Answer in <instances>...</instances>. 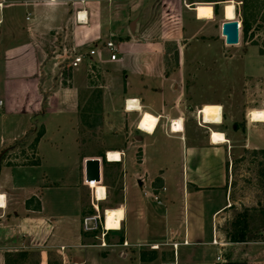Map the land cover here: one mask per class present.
Listing matches in <instances>:
<instances>
[{
	"label": "crops",
	"instance_id": "obj_1",
	"mask_svg": "<svg viewBox=\"0 0 264 264\" xmlns=\"http://www.w3.org/2000/svg\"><path fill=\"white\" fill-rule=\"evenodd\" d=\"M200 5L207 4H197L192 0H0V53L6 59V73L11 74L10 80L17 83L23 95L30 94L32 101L37 103L38 112L43 102L48 105L49 112L61 109L63 103L74 104L78 110V90L75 91L73 83L64 87L60 77L65 71L73 74L71 63L85 49L89 50L88 54L95 52L89 57L90 71L100 70L98 65L105 61H119L118 54L117 60L110 59L111 54L105 48L108 42H113L115 48L120 44L121 48L125 41L123 45L134 57L147 54L160 61L156 68L148 69V74L142 68L128 71L122 67L124 64L120 67L127 73L126 81L131 74L141 78L139 84H125L128 96L124 100H137L141 109L124 110L127 141L123 149H106L103 156L90 157L100 160V182H86L85 163H80V180L74 186L79 192L80 218L73 220L74 227L69 231V235L74 236V243L66 244L59 238L57 228L45 217L46 209L41 197L33 195L32 202L24 199L20 203L12 194L15 190L11 194L0 190V195L5 197L4 208L0 207V226H3L0 234L6 229L3 220L8 218L10 210L18 220L5 238L0 235V264H89L83 260L84 250L93 249L98 254L110 248L118 249V256L126 260L130 256L128 249L134 247H145V250L155 252L158 264H221L226 261L264 264V240L232 244L223 235L224 227L232 221L233 212L258 204V196L248 201L234 197L232 156L240 150H262L252 145L249 130L264 132V122H251L241 127L238 121L233 120L229 129L222 103L196 102L189 92L191 74L184 68L183 57L187 43L205 40L223 42L227 46L222 36L224 22H217L215 8L210 10ZM78 11L87 12L86 22L77 19ZM17 13H24L23 27L15 19ZM222 16L225 19L224 11ZM133 21L134 33L130 30ZM116 40L120 43L116 44ZM4 41L10 44H3ZM169 45L176 47L178 52V64L172 70L166 67ZM57 74L61 76L56 78ZM151 77L160 81L158 88L145 82L144 78ZM152 91L158 95L156 101L152 99ZM46 93L48 96L44 97ZM207 105L221 107L220 121H204L201 111ZM129 114H135L134 118L129 119ZM177 123L178 129L175 128ZM131 131L142 133L148 139L158 134L152 144L164 143L159 152L153 151L150 142L145 145L143 137L138 136L137 140L144 146L135 168L126 154ZM214 134L223 135L225 142H214ZM44 135L45 132L39 139L23 137H27L25 147L34 149L38 162L18 164L16 170L25 171L39 165V148ZM178 144L182 149V162L176 161L175 147ZM110 152L119 153L120 161H108ZM101 159L107 160L106 164ZM104 166L108 170H118L115 191L118 200L112 204L109 200L114 181H110V174L106 176ZM138 168L143 170L142 180ZM138 186L142 190L144 188L146 199L138 195ZM86 188L90 191L88 197L83 191ZM99 188L105 190L102 200L97 197ZM153 194L159 196L161 205L155 202ZM19 205L24 211H16ZM101 207L104 217L107 210L120 209L123 212L120 229L110 231L118 233L119 243H109L106 237L102 239L97 234L100 226L104 228L100 220ZM91 217L98 220V229L86 231L85 219ZM132 233L135 235L132 241H136L133 244L128 240ZM143 239L148 241L142 243ZM214 240L219 245H215ZM124 243L128 246L124 247ZM142 252L144 250L140 255ZM102 255L104 262L107 253L102 252ZM35 256L38 260L33 262ZM91 258L90 264H95Z\"/></svg>",
	"mask_w": 264,
	"mask_h": 264
},
{
	"label": "rangeland",
	"instance_id": "obj_2",
	"mask_svg": "<svg viewBox=\"0 0 264 264\" xmlns=\"http://www.w3.org/2000/svg\"><path fill=\"white\" fill-rule=\"evenodd\" d=\"M192 1L197 4H207L200 6L208 7L210 10L215 8L218 23L226 21L222 16L224 7L231 5L234 7V12L236 9L235 20L241 24L238 45L228 47L224 46L223 42L193 41L187 43L183 57L185 58L184 68L191 74L189 92L193 94L195 101L222 103L226 126L230 129L234 120L238 121L242 127L251 123L249 118L251 111H264V0ZM7 13L9 15L10 12L7 10ZM11 14L13 15V13ZM23 15L24 13H17L15 18L21 27L25 24ZM243 22L246 23L247 32H243ZM142 23L145 24V21L142 20ZM21 40L22 38L18 42ZM115 42L116 44L120 43L119 40ZM124 42H122L121 48H119L120 44L116 47L119 55L117 63L105 61L98 65L101 71L93 69L90 71L89 50L85 49L81 51L84 59L80 67L74 68L73 74L70 71H65L62 78L60 77L64 87H70L73 83L75 91L78 90V110L75 109L74 104L66 105L61 100L63 103L61 109L49 112L48 105L43 102L38 112L37 103L32 101L30 94L23 95L24 92L18 89L17 83L10 80L11 74L7 75L5 69L6 59L0 53V100L4 104L0 111V190L10 194L15 190L12 194L20 203L24 202V199H30L32 202L33 195L41 197L46 209L45 217L57 228L59 238L66 244L74 243V236H70L69 231L74 227L73 220L80 218L79 192L74 188L80 180V163H86L90 157L103 156L106 149H123L124 143L127 141L124 135L127 121V116L124 113V100L128 96L125 84L127 82L139 84L141 78L133 77L131 74L129 81H126L127 73L125 74L120 67L124 64L122 67L128 71L142 68L143 72L148 74L150 71L148 69L156 68L155 65L160 63L159 59L147 54L134 57L129 53L130 51L128 52L127 46L123 45ZM4 43L10 44L9 41H4ZM63 60L67 62V59ZM177 64V48L169 45L166 54V67H170L172 70ZM57 76L61 75L57 74L56 78ZM175 78L180 82L178 75ZM144 79L154 88H158L160 84L159 80L152 77ZM15 92L21 93V95H13ZM153 93L152 91V99L156 101L158 95ZM47 96L48 93L44 95V97ZM134 116L135 114H129L128 118L132 119ZM137 121L138 118L135 119L136 123ZM43 132L45 135L39 148V165L25 171L16 170L18 164L38 162L34 149L25 147L27 137H23L26 135L39 139ZM249 135L252 145L264 150V132L257 133L255 130H249ZM138 136L143 137L145 145L149 141L153 151H158L164 145L162 142L152 144L158 134L149 140L142 133L131 131L128 138L130 147L126 154L134 168L137 165V158L141 154V148L144 146L143 142L137 140ZM16 138L19 139L14 142ZM180 146L178 144L175 147L177 150L175 153L176 161L182 162L183 155ZM155 157H158L157 153H155ZM261 159L262 154L253 153V151L245 153L240 150L232 156L233 195L241 201H248L247 199L258 196L259 199L256 200L258 204L253 208L264 206V189L258 183L260 179L263 180L260 172ZM101 160L104 163L103 159ZM160 161L163 162V160ZM104 171L106 176L110 174V181H114L112 182L114 186L111 187V192L114 189L111 193L112 198L109 200V203L112 204L118 200V195L115 192L118 170H108L104 166ZM24 172L26 173L24 174ZM137 172L142 180L144 178L143 170L138 168ZM83 191L85 196L90 195L89 188ZM144 191V188L142 190L141 187H137L138 195L143 200L146 199L143 195ZM102 208L100 209L102 215L100 220L104 225L105 217ZM18 209L24 211L21 205L17 207L16 211ZM239 212H243V209ZM8 213L10 214L8 218L3 220L6 229L0 234L1 238H5L7 231H12L18 221L14 212L12 213L10 210ZM2 227L0 226V230ZM255 229L256 227H253V230ZM97 234L102 239L106 237L105 239L109 243H119L117 232H105L104 228L100 226ZM252 236L254 237L255 234ZM259 236L264 239V232ZM131 237L128 240L133 244L136 242L132 241L135 237L134 233ZM147 241V239H143L142 243ZM128 250L130 256L126 260L118 256V249L113 248L99 251L98 254L93 249L84 250L82 253L83 260L89 264L90 256L92 257L91 261L96 262L95 264H140V251H149L145 250V247L142 249L134 247ZM132 250L134 252L131 254ZM102 252L107 253V260L104 262L102 261L104 258ZM37 260L38 257H33V262ZM157 262L159 261L157 260L155 263L158 264Z\"/></svg>",
	"mask_w": 264,
	"mask_h": 264
},
{
	"label": "trees",
	"instance_id": "obj_3",
	"mask_svg": "<svg viewBox=\"0 0 264 264\" xmlns=\"http://www.w3.org/2000/svg\"><path fill=\"white\" fill-rule=\"evenodd\" d=\"M243 32H247L246 23L243 22ZM168 74V73H167ZM41 136V135H40ZM262 154L261 169L260 172L263 176V180H259V185L264 189V150L253 151V153ZM249 153V151H245ZM106 164V162L104 161ZM253 227H256L253 230ZM264 232V206L260 208H245L243 212H233L232 221L224 227V239L232 244L236 243H248L263 241V237L259 235ZM252 234H255L253 237ZM259 236L258 238H255ZM24 256V255H21ZM157 256L155 252H142L140 255V261L142 264H156ZM221 264H246V263H232L226 261Z\"/></svg>",
	"mask_w": 264,
	"mask_h": 264
},
{
	"label": "bare ground",
	"instance_id": "obj_4",
	"mask_svg": "<svg viewBox=\"0 0 264 264\" xmlns=\"http://www.w3.org/2000/svg\"><path fill=\"white\" fill-rule=\"evenodd\" d=\"M225 12V19L227 21L234 20L235 19V12L233 6H227L224 10ZM129 108L131 109H138V102L137 101H131L129 102ZM201 115L204 117L205 122H213L216 123L220 121L221 119V107L215 106V105H207L203 107L201 111ZM249 118L251 122H264V111L262 110H253L249 113ZM179 123L176 124L175 128L178 129ZM214 142H225L223 135H213ZM108 161L110 162H118L120 161V155L117 152H110L107 154ZM105 196V190L104 188L98 189L97 197L99 200H102ZM5 204V197L3 195H0V207L4 208ZM87 218L85 219L86 224V231H95L93 229L89 222L92 219ZM123 219V212L120 209H114V210H107L105 212V221H104V229L106 231H117L120 229V224Z\"/></svg>",
	"mask_w": 264,
	"mask_h": 264
},
{
	"label": "water",
	"instance_id": "obj_5",
	"mask_svg": "<svg viewBox=\"0 0 264 264\" xmlns=\"http://www.w3.org/2000/svg\"><path fill=\"white\" fill-rule=\"evenodd\" d=\"M239 26H241L240 22L237 20L226 21L222 25V36L225 38V44L227 46H236L240 42V31ZM135 21L131 23L130 30L134 33ZM100 160L99 159H90L85 163V180L88 183L91 182H100ZM90 226L93 229H98V220L93 217L90 222ZM86 228V224H85Z\"/></svg>",
	"mask_w": 264,
	"mask_h": 264
},
{
	"label": "built area",
	"instance_id": "obj_6",
	"mask_svg": "<svg viewBox=\"0 0 264 264\" xmlns=\"http://www.w3.org/2000/svg\"><path fill=\"white\" fill-rule=\"evenodd\" d=\"M82 2H84V1H82ZM81 15H83V17H81ZM87 18H88V14H87V12H85V11H78L77 12V19L79 20V21H82V22H86L87 21ZM240 29H241V26H239V31H240ZM105 48L110 52V54H111V57H110V59L112 60V61H115V60H117V50H116V48H115V45H114V43L113 42H108V43H106V45H105ZM95 55V52L94 51H91L90 53H89V55H88V57H90V56H94ZM83 59H84V56L83 55H78V56H76L74 59H73V61H72V63H71V67L72 68H77L82 62H83ZM131 101H137V100H126L125 101V110L126 111H128V112H131V111H135V110H140L141 108H140V104H139V102H138V109H131V111H129L130 110V108H129V102H131ZM3 102L2 101H0V111H1V109H2V107H3ZM0 117H1V115H0ZM174 124H172V126H171V128H172V131H174ZM145 195H147L146 193H145ZM152 197H153V199L155 200V202H157L158 204H160L161 205V201H160V199H159V196L157 195V194H153L152 195ZM186 243V242H185ZM215 245H219V242H217L216 240H214V242H213ZM102 246H106L105 245V243H102ZM124 247H127L128 245H127V243H124V245H123ZM174 247L176 248L177 247V245H174ZM64 249V248H63ZM62 249V250H63ZM218 261H220L221 259L220 258H218L217 259ZM71 264H76V263H71ZM78 264H86V263H78Z\"/></svg>",
	"mask_w": 264,
	"mask_h": 264
}]
</instances>
